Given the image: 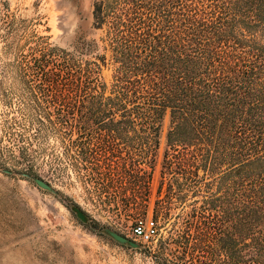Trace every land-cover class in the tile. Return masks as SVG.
Segmentation results:
<instances>
[{
    "label": "rangeland",
    "instance_id": "374dc122",
    "mask_svg": "<svg viewBox=\"0 0 264 264\" xmlns=\"http://www.w3.org/2000/svg\"><path fill=\"white\" fill-rule=\"evenodd\" d=\"M93 1L0 0V264H264L252 238L264 224L216 217L200 201L215 190L177 186L164 170L168 109L149 149L140 125L57 116L86 112L91 94L112 91L117 64L107 26H93ZM217 1L196 6L213 12ZM158 4L145 3L142 16L161 15ZM259 29L238 31L264 45ZM66 67L105 86L77 92ZM140 217L158 223L149 243L131 234Z\"/></svg>",
    "mask_w": 264,
    "mask_h": 264
},
{
    "label": "trees",
    "instance_id": "16d2710c",
    "mask_svg": "<svg viewBox=\"0 0 264 264\" xmlns=\"http://www.w3.org/2000/svg\"><path fill=\"white\" fill-rule=\"evenodd\" d=\"M149 1L164 7L161 15L142 16ZM198 1L94 0L93 26H107L117 64L112 91L91 94L86 112L77 107V113L57 116L107 119L109 127L140 125L149 149L168 109L163 168L177 174L176 185L215 190L200 201L216 217H255L262 225L264 45L238 28L264 31V0H218L213 12L200 9ZM63 54L67 64L70 57ZM65 71L77 92L105 86H90L81 71ZM258 233L252 238L264 253L261 227ZM205 264L219 263L207 258Z\"/></svg>",
    "mask_w": 264,
    "mask_h": 264
},
{
    "label": "built area",
    "instance_id": "2783aa9c",
    "mask_svg": "<svg viewBox=\"0 0 264 264\" xmlns=\"http://www.w3.org/2000/svg\"><path fill=\"white\" fill-rule=\"evenodd\" d=\"M131 234L134 239L149 243L158 234V223L153 217H140L134 221Z\"/></svg>",
    "mask_w": 264,
    "mask_h": 264
},
{
    "label": "water",
    "instance_id": "95a60500",
    "mask_svg": "<svg viewBox=\"0 0 264 264\" xmlns=\"http://www.w3.org/2000/svg\"><path fill=\"white\" fill-rule=\"evenodd\" d=\"M34 181L36 182L37 185H39V186H41V187H43L45 189H51L50 186L46 182H44L42 179H40L38 177H35L34 178ZM72 209L75 211V213H76V215H77L78 218H80L81 220H85V215L79 210V208L73 207ZM109 234L115 240H117V241H119L121 243H126L127 242L131 246H136L137 245L136 243L127 240L126 238H124L123 236H121V235H119V234H117L115 232L110 231Z\"/></svg>",
    "mask_w": 264,
    "mask_h": 264
}]
</instances>
